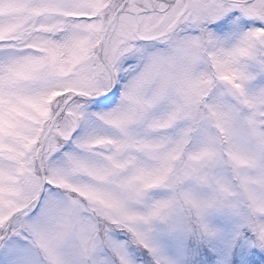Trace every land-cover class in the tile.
<instances>
[{
  "label": "snow or ice",
  "instance_id": "6c2138e0",
  "mask_svg": "<svg viewBox=\"0 0 264 264\" xmlns=\"http://www.w3.org/2000/svg\"><path fill=\"white\" fill-rule=\"evenodd\" d=\"M0 264H264V0H0Z\"/></svg>",
  "mask_w": 264,
  "mask_h": 264
}]
</instances>
